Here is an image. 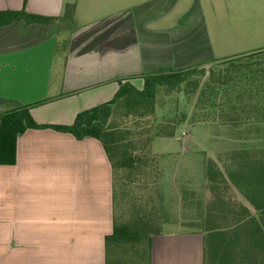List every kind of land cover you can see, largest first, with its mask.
I'll return each mask as SVG.
<instances>
[{
	"label": "crops",
	"instance_id": "0c3cea01",
	"mask_svg": "<svg viewBox=\"0 0 264 264\" xmlns=\"http://www.w3.org/2000/svg\"><path fill=\"white\" fill-rule=\"evenodd\" d=\"M69 5L75 10L67 20ZM199 8L195 0H0V11L60 18L48 26L0 28V114L48 100L31 108L34 120L71 125L78 113L112 100L119 79L142 90L144 77L159 68L245 56L241 63L256 62L264 46L216 56L201 44ZM239 76L237 86L225 80L224 95L240 102L226 108L225 117L264 118V74L244 69ZM208 127L215 160L218 150L264 143V122ZM180 132L163 139L167 149L176 146L177 157ZM224 197L255 213L234 185ZM112 232V167L102 143L53 129L20 134L15 164L0 165V264H106L105 239ZM151 240V264H204L201 233L163 232Z\"/></svg>",
	"mask_w": 264,
	"mask_h": 264
},
{
	"label": "trees",
	"instance_id": "16d2710c",
	"mask_svg": "<svg viewBox=\"0 0 264 264\" xmlns=\"http://www.w3.org/2000/svg\"><path fill=\"white\" fill-rule=\"evenodd\" d=\"M74 10V5L67 6L63 18L72 19ZM59 19L25 9L5 10L0 11V28L15 22L48 26ZM238 59L221 62L224 68L212 69L207 76L200 66L159 68L144 77L142 90L129 79H119L112 100L78 113L71 125L34 120L31 108L48 100L0 114V165L15 164L17 138L29 129H53L79 140H99L112 167L113 232L105 239L106 264H151V239L164 232L167 202L162 187L165 155L152 152L154 139L176 137L185 123L193 128L199 123L264 122L258 116L224 115L226 108L240 105L239 96L232 101L224 95L225 80L237 86L244 69L264 74V51L252 64ZM182 88L195 100L194 111L158 118L160 94ZM202 155L204 189L182 188L179 196L183 208L195 211L188 227L204 235V264H264V143L218 150L216 160ZM231 185L245 195L255 213L225 199Z\"/></svg>",
	"mask_w": 264,
	"mask_h": 264
},
{
	"label": "rangeland",
	"instance_id": "374dc122",
	"mask_svg": "<svg viewBox=\"0 0 264 264\" xmlns=\"http://www.w3.org/2000/svg\"><path fill=\"white\" fill-rule=\"evenodd\" d=\"M195 3L200 7L197 20L200 43L208 48L210 46L216 56H233L264 46V0H195ZM244 59L248 57H242L241 60ZM216 66L220 65L212 63L198 68H205L207 76ZM219 68L221 70L224 66ZM194 101L186 96L183 88L180 92H162L158 100V118L174 112H187L190 115L194 111ZM180 130L174 142L183 148L181 157L175 153L176 146L167 149V142L163 139L156 138L151 145L154 154L165 155L162 161V187L167 200L164 232L195 231L188 227L195 211L183 208L179 194L182 188L195 192L204 189L202 154L209 155V151H214L213 134L208 124L199 123L190 128L185 123ZM168 150L172 152H166Z\"/></svg>",
	"mask_w": 264,
	"mask_h": 264
}]
</instances>
